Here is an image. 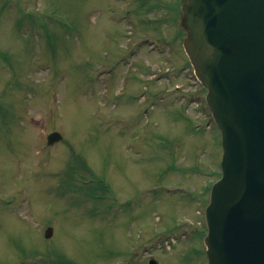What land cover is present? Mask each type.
<instances>
[{
    "label": "rangeland",
    "instance_id": "rangeland-1",
    "mask_svg": "<svg viewBox=\"0 0 264 264\" xmlns=\"http://www.w3.org/2000/svg\"><path fill=\"white\" fill-rule=\"evenodd\" d=\"M182 1L0 0V264H207L222 150Z\"/></svg>",
    "mask_w": 264,
    "mask_h": 264
},
{
    "label": "water",
    "instance_id": "water-1",
    "mask_svg": "<svg viewBox=\"0 0 264 264\" xmlns=\"http://www.w3.org/2000/svg\"><path fill=\"white\" fill-rule=\"evenodd\" d=\"M181 10L223 150L205 210L208 264H264V0H184Z\"/></svg>",
    "mask_w": 264,
    "mask_h": 264
}]
</instances>
